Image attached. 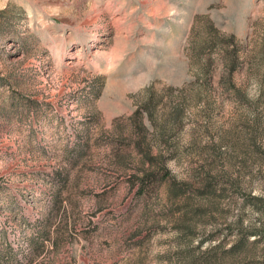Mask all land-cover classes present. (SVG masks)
I'll return each instance as SVG.
<instances>
[{
	"label": "rangeland",
	"instance_id": "obj_1",
	"mask_svg": "<svg viewBox=\"0 0 264 264\" xmlns=\"http://www.w3.org/2000/svg\"><path fill=\"white\" fill-rule=\"evenodd\" d=\"M0 264H264V0H0Z\"/></svg>",
	"mask_w": 264,
	"mask_h": 264
}]
</instances>
